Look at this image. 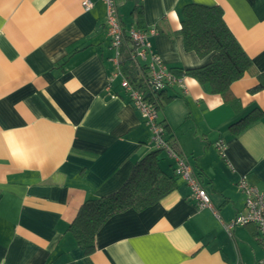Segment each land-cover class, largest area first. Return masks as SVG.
<instances>
[{"label": "crops", "instance_id": "0c3cea01", "mask_svg": "<svg viewBox=\"0 0 264 264\" xmlns=\"http://www.w3.org/2000/svg\"><path fill=\"white\" fill-rule=\"evenodd\" d=\"M0 0V264H255L264 259L256 226L224 225L244 212L242 176L264 192V0H117L122 28L146 31L169 68L194 69L184 48V5L219 6L252 59L232 98L185 76L168 87L160 120L191 164L214 210L199 209L186 183L142 211L112 216L86 255L70 231L81 205L119 190L134 165L156 150L152 132L117 79L107 6L91 0ZM142 13L136 12V5ZM125 40L126 52L131 48ZM123 53V56L124 54ZM261 116L240 132L231 125ZM226 142L223 158L217 142ZM174 176V161L159 153Z\"/></svg>", "mask_w": 264, "mask_h": 264}, {"label": "trees", "instance_id": "16d2710c", "mask_svg": "<svg viewBox=\"0 0 264 264\" xmlns=\"http://www.w3.org/2000/svg\"><path fill=\"white\" fill-rule=\"evenodd\" d=\"M115 2L119 7L117 0ZM135 9L136 12L142 13L139 4ZM179 32L183 37L186 51L195 52L201 59L209 58V61L199 68L169 69L176 76L196 78L200 84L209 85L212 92L230 100L232 98L231 85L251 71L253 62L228 28L222 9L219 6L187 3L182 10ZM124 33V42L129 40L131 48L127 53L123 52L125 49L123 44L121 52L123 75L135 88L145 90L146 96L152 98V102L159 111L161 100L168 101L172 98H163L167 89L157 93L147 90L145 82L148 77V67L143 65L139 69L134 62L131 56L134 52L133 44L127 33L125 31ZM123 53L126 54L123 56ZM259 79L260 83L252 91L264 89V77L259 76ZM232 101H234L233 98ZM261 115L260 111L252 110L238 122L232 124L231 128L240 132ZM172 144L176 147L174 142ZM160 152L154 150L139 160L119 190L107 196L89 199L81 205L70 225V231L86 255L95 251L96 236L112 216L130 209L142 211L175 189L178 177L169 176L161 169L158 156Z\"/></svg>", "mask_w": 264, "mask_h": 264}, {"label": "built area", "instance_id": "2783aa9c", "mask_svg": "<svg viewBox=\"0 0 264 264\" xmlns=\"http://www.w3.org/2000/svg\"><path fill=\"white\" fill-rule=\"evenodd\" d=\"M102 1L107 6V34L115 51L113 58L114 69L108 79V87L117 79H121V87L128 94L131 105L140 113L144 122L151 129L154 148L165 153L166 156L174 161V175L182 179L189 187L191 198L195 201L197 207L199 209L214 210L211 197L203 187L202 181L194 173L187 158L176 149L168 138L167 129L160 120L159 111L152 102V98H148L145 90L135 88L124 77L121 70V52L125 33L122 28L118 7L115 0ZM93 7L94 3L91 0L82 1V8L85 12H90ZM156 34L157 30L155 28H150L146 31L132 28L127 32L134 47V52L131 54L132 59L139 69L143 65L148 67V77L145 82L147 90L157 93L174 86L186 89L185 76H176L154 50L151 37ZM217 149L220 155L226 158L227 145L223 139L217 142ZM237 186L245 196V211L237 214L234 219L224 225V228L230 234L236 227L252 224L257 227L259 235L264 242V192L251 185L246 176L240 177ZM255 264H264V259Z\"/></svg>", "mask_w": 264, "mask_h": 264}]
</instances>
